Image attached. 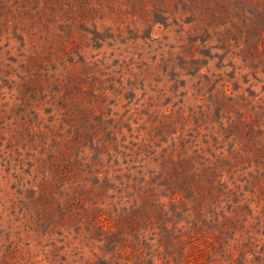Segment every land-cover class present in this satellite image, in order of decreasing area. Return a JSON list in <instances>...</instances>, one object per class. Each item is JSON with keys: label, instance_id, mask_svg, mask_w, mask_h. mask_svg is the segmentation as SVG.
Here are the masks:
<instances>
[{"label": "rangeland", "instance_id": "rangeland-1", "mask_svg": "<svg viewBox=\"0 0 264 264\" xmlns=\"http://www.w3.org/2000/svg\"><path fill=\"white\" fill-rule=\"evenodd\" d=\"M0 264H264V0H0Z\"/></svg>", "mask_w": 264, "mask_h": 264}]
</instances>
